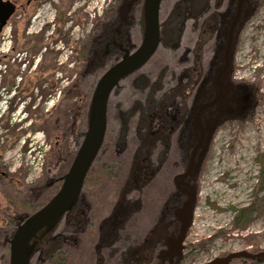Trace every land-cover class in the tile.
Here are the masks:
<instances>
[{
    "label": "flooded vegetation",
    "instance_id": "1",
    "mask_svg": "<svg viewBox=\"0 0 264 264\" xmlns=\"http://www.w3.org/2000/svg\"><path fill=\"white\" fill-rule=\"evenodd\" d=\"M43 1L0 0V264H11L16 230L63 188L102 112L78 197L31 264H186L219 134L251 121L264 97L237 61L264 0H160L159 41L142 62L147 0H104L101 13L71 18L56 9V29L33 31Z\"/></svg>",
    "mask_w": 264,
    "mask_h": 264
},
{
    "label": "rangeland",
    "instance_id": "2",
    "mask_svg": "<svg viewBox=\"0 0 264 264\" xmlns=\"http://www.w3.org/2000/svg\"><path fill=\"white\" fill-rule=\"evenodd\" d=\"M103 7L104 0H73L72 4L65 0H44L30 23L33 24V31L47 24H51L48 30H54L56 24L48 21L53 19L56 9L71 18L74 13H101ZM14 24L16 30H22V20L14 19ZM59 27L61 30L68 28L62 22ZM67 54L64 51L62 58L67 57ZM237 61L242 69L241 74L264 95V2L243 34ZM18 154L16 152L15 156ZM39 165V156L28 157L29 173L33 177L37 176ZM263 166L264 97L251 121L233 125L232 129L219 134L210 161L209 194H206V200L200 202L195 225L187 241L190 246L186 250V264H203L215 256L249 248L251 245L247 238L252 235L256 237L259 247H264V210H261L264 209V200L257 203L258 209L254 210L245 226L234 228L232 224L238 211L255 200L254 191ZM257 197H264V190L259 191ZM218 233L221 234L204 243L201 248L191 246Z\"/></svg>",
    "mask_w": 264,
    "mask_h": 264
},
{
    "label": "water",
    "instance_id": "3",
    "mask_svg": "<svg viewBox=\"0 0 264 264\" xmlns=\"http://www.w3.org/2000/svg\"><path fill=\"white\" fill-rule=\"evenodd\" d=\"M159 2L160 0H147L145 5V38L140 50L141 62L154 51L159 41ZM236 102V112L240 113L245 111L250 106V94H243ZM105 120L106 118L103 112L102 114L99 113L92 116L90 131L87 134L75 163L65 176L63 188L41 210L33 214L16 230L11 245V264H31L32 257L38 246V241L54 231L66 210L71 208L75 203L86 172L101 144ZM191 214L188 220L184 222L181 230L182 233L177 238L178 244L175 245V253L177 254H181L183 249L180 243L184 240L186 231L191 224ZM235 259H251L258 263L264 262V249L255 253L247 249L231 251L223 255L215 256L204 264H232Z\"/></svg>",
    "mask_w": 264,
    "mask_h": 264
},
{
    "label": "trees",
    "instance_id": "4",
    "mask_svg": "<svg viewBox=\"0 0 264 264\" xmlns=\"http://www.w3.org/2000/svg\"><path fill=\"white\" fill-rule=\"evenodd\" d=\"M259 190H264V166L262 169V173L260 174L259 181L257 182V185H256V190H255V194H254L255 200L253 201V203L251 205L244 207L238 211V213L236 214V216L232 222L234 228H241V227L245 226L251 220L252 215L254 213V210L258 209L257 203L264 200V197H262V198L257 197ZM220 234L221 233H218L217 235L213 236L212 238L205 239L204 241H201V242H197L196 246L202 247L204 245V243L208 242V240H213L214 238H216ZM247 241L249 242V244L253 243L256 246L258 245V243L256 242V237L254 235L248 237ZM234 264H243V263L238 262V263H234Z\"/></svg>",
    "mask_w": 264,
    "mask_h": 264
}]
</instances>
